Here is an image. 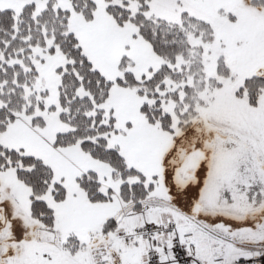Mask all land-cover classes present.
Listing matches in <instances>:
<instances>
[{"label": "snow or ice", "instance_id": "6c2138e0", "mask_svg": "<svg viewBox=\"0 0 264 264\" xmlns=\"http://www.w3.org/2000/svg\"><path fill=\"white\" fill-rule=\"evenodd\" d=\"M0 264H264V0H0Z\"/></svg>", "mask_w": 264, "mask_h": 264}]
</instances>
